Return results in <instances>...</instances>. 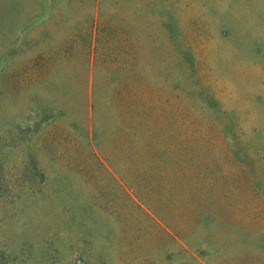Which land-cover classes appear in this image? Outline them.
Returning <instances> with one entry per match:
<instances>
[{
  "label": "rangeland",
  "instance_id": "374dc122",
  "mask_svg": "<svg viewBox=\"0 0 264 264\" xmlns=\"http://www.w3.org/2000/svg\"><path fill=\"white\" fill-rule=\"evenodd\" d=\"M0 264H264V0H0Z\"/></svg>",
  "mask_w": 264,
  "mask_h": 264
},
{
  "label": "trees",
  "instance_id": "16d2710c",
  "mask_svg": "<svg viewBox=\"0 0 264 264\" xmlns=\"http://www.w3.org/2000/svg\"><path fill=\"white\" fill-rule=\"evenodd\" d=\"M178 56L181 57L182 62L185 64L188 62L184 55L177 54L175 56L176 61H178ZM158 88L149 83H142L137 89L130 86L126 81L115 84L112 87V108L115 113H119L124 116V121L128 125H143L144 130H146L148 135H152V142L146 143L147 151L145 154L144 163L148 165L149 171L143 174V177L148 178L154 176L155 179L159 178L155 176V167L160 166L163 158L162 155L165 152L171 153L174 149V145H169L166 143L162 147L160 143L159 136L156 135V130L162 129L169 126V131L172 136L177 133V115H171L170 118H164L160 112V102L157 100ZM176 112L178 113V106L176 103ZM175 113V112H174ZM148 124V126H147ZM132 129V127H128ZM146 128V129H145ZM145 144V143H144ZM132 198V196H131Z\"/></svg>",
  "mask_w": 264,
  "mask_h": 264
}]
</instances>
